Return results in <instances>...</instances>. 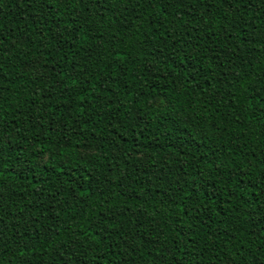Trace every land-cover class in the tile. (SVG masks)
I'll return each instance as SVG.
<instances>
[{
  "label": "trees",
  "instance_id": "16d2710c",
  "mask_svg": "<svg viewBox=\"0 0 264 264\" xmlns=\"http://www.w3.org/2000/svg\"><path fill=\"white\" fill-rule=\"evenodd\" d=\"M264 0H0V264H259Z\"/></svg>",
  "mask_w": 264,
  "mask_h": 264
},
{
  "label": "snow or ice",
  "instance_id": "6c2138e0",
  "mask_svg": "<svg viewBox=\"0 0 264 264\" xmlns=\"http://www.w3.org/2000/svg\"><path fill=\"white\" fill-rule=\"evenodd\" d=\"M45 3H47V0H44ZM259 264H264V259H262Z\"/></svg>",
  "mask_w": 264,
  "mask_h": 264
}]
</instances>
